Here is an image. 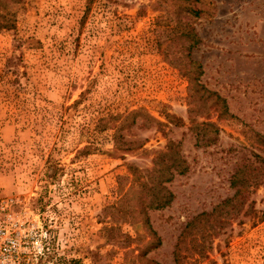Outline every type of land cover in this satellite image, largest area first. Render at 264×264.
<instances>
[{"label":"rangeland","instance_id":"obj_1","mask_svg":"<svg viewBox=\"0 0 264 264\" xmlns=\"http://www.w3.org/2000/svg\"><path fill=\"white\" fill-rule=\"evenodd\" d=\"M4 12L0 198L50 230L47 260L264 264V0H17ZM170 142L188 170L165 183L169 205L142 209L130 167L147 179ZM236 175L247 200L211 216Z\"/></svg>","mask_w":264,"mask_h":264},{"label":"trees","instance_id":"obj_2","mask_svg":"<svg viewBox=\"0 0 264 264\" xmlns=\"http://www.w3.org/2000/svg\"><path fill=\"white\" fill-rule=\"evenodd\" d=\"M17 0H0V27L10 28L13 25V21L10 19L7 12L9 11L10 3L16 2ZM198 2L200 0H193ZM196 16H199L203 10L200 8H195L190 10ZM188 37L191 38V45L198 44L200 41L198 33L195 29H189L181 32L178 38ZM176 52V51H174ZM190 79H194V77L190 76ZM206 124V123H205ZM210 124V123H208ZM206 124V125H208ZM118 130L121 128L120 125L116 127ZM119 133V132H118ZM117 133V134H118ZM116 134V138H117ZM117 149L125 148L127 151L134 150V146H132V142L123 141L117 138ZM264 145V139L262 140ZM260 165L255 169L257 173L254 176L253 182L258 184H264V156H259ZM131 170L133 174L134 184L132 190H142L145 194L143 195V204L142 209L145 207H151L155 209L163 208L169 205L173 198L174 192L170 191L165 183L172 180L175 174H184L188 170V165L186 160L180 155L178 150V144L174 142H170L165 151H160L158 155L154 159V167L150 170L148 178L144 179L140 169L131 165ZM244 182H248V178H242L241 176H235L232 184L236 187L235 194L225 199L219 206L215 207L211 213V216L216 215L217 218L222 215L221 213L228 209L225 213V216H230L235 208L241 207L248 198L249 190ZM248 184V183H247ZM231 208V209H229ZM221 209V210H220ZM220 210V211H219ZM225 212V211H224ZM208 215L209 213H203ZM202 214V215H203ZM224 215V214H223ZM191 225V224H190Z\"/></svg>","mask_w":264,"mask_h":264},{"label":"built area","instance_id":"obj_3","mask_svg":"<svg viewBox=\"0 0 264 264\" xmlns=\"http://www.w3.org/2000/svg\"><path fill=\"white\" fill-rule=\"evenodd\" d=\"M13 196L0 198V264H52L50 230L16 210Z\"/></svg>","mask_w":264,"mask_h":264}]
</instances>
